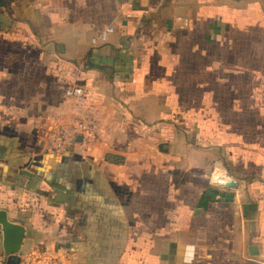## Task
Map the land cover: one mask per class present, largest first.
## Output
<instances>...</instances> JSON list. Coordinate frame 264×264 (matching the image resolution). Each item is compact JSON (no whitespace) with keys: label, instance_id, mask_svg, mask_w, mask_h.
I'll return each mask as SVG.
<instances>
[{"label":"crops","instance_id":"obj_1","mask_svg":"<svg viewBox=\"0 0 264 264\" xmlns=\"http://www.w3.org/2000/svg\"><path fill=\"white\" fill-rule=\"evenodd\" d=\"M0 210L29 264H264V0H0Z\"/></svg>","mask_w":264,"mask_h":264},{"label":"built area","instance_id":"obj_2","mask_svg":"<svg viewBox=\"0 0 264 264\" xmlns=\"http://www.w3.org/2000/svg\"><path fill=\"white\" fill-rule=\"evenodd\" d=\"M115 32V29L109 27L102 31L98 37L93 39V44L106 43ZM66 94L69 97H81L83 95V89L81 87H71L66 90ZM96 133L93 128L84 123H77L70 129H62L59 131H53L48 133V149L51 152L61 153H75L78 152L81 155L85 154L87 147H89L94 140ZM82 137L83 141H79L78 138ZM219 184L226 185L232 182L231 178L227 176H217L215 179ZM10 256L0 250V264H8ZM18 264H29L26 261L19 259Z\"/></svg>","mask_w":264,"mask_h":264},{"label":"water","instance_id":"obj_3","mask_svg":"<svg viewBox=\"0 0 264 264\" xmlns=\"http://www.w3.org/2000/svg\"><path fill=\"white\" fill-rule=\"evenodd\" d=\"M79 141L82 140V137L78 138ZM105 160L112 164L123 165L125 164V157L116 153L108 152L105 155ZM24 174L29 175L27 171H24ZM233 183H227L226 186H232ZM245 215H247L251 210L256 209L255 204H246L243 207ZM0 226L3 232V248L4 252L10 256L8 264H18L17 261L13 260V257H17L20 253L24 238H25V228L23 225L14 223L8 219L7 212L0 210ZM253 251H256V247H253Z\"/></svg>","mask_w":264,"mask_h":264},{"label":"rangeland","instance_id":"obj_4","mask_svg":"<svg viewBox=\"0 0 264 264\" xmlns=\"http://www.w3.org/2000/svg\"><path fill=\"white\" fill-rule=\"evenodd\" d=\"M93 130H94V129H93ZM94 136H95V135H94ZM96 139H97V138H96V136H95L92 144H95L94 142L96 141ZM92 144H91V145H92ZM95 149H96L95 146L92 145V146H91V149L89 148V150H87V151H88V152H92V151L95 150ZM88 152H87L86 154H88ZM82 156H83V155H82ZM17 259H18L17 257H13V260H14V261H17Z\"/></svg>","mask_w":264,"mask_h":264},{"label":"bare ground","instance_id":"obj_5","mask_svg":"<svg viewBox=\"0 0 264 264\" xmlns=\"http://www.w3.org/2000/svg\"><path fill=\"white\" fill-rule=\"evenodd\" d=\"M223 176H225V175H223Z\"/></svg>","mask_w":264,"mask_h":264}]
</instances>
